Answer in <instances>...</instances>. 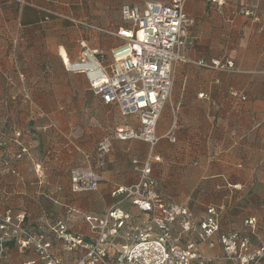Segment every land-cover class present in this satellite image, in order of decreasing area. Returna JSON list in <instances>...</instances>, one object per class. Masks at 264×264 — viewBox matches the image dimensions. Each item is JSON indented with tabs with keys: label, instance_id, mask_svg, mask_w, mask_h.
<instances>
[{
	"label": "crops",
	"instance_id": "obj_1",
	"mask_svg": "<svg viewBox=\"0 0 264 264\" xmlns=\"http://www.w3.org/2000/svg\"><path fill=\"white\" fill-rule=\"evenodd\" d=\"M144 1L0 0V113L10 116H0V135L8 140L0 149V211L23 212L34 230L62 218L72 232L87 236L83 215L111 206L115 184L136 180L131 159H144L149 146L113 138L121 122L117 108L93 95L85 74L66 71L61 56L63 50L74 61L79 50L72 44L82 38L105 52L117 43L64 16L111 27L120 23V5ZM52 9L62 13V22ZM183 12L189 61L175 66L173 88L159 115L157 189L196 217L214 206L219 230H242L255 247L264 243V0L222 5L186 0ZM68 27L75 29L64 42L60 35ZM229 60L234 64L229 69L207 66ZM106 135L112 147L99 167L96 146ZM20 146L27 152L13 157ZM77 148L103 176L94 191H70L67 171L82 159ZM8 159L16 173L1 164ZM72 208L76 212L68 214ZM250 218L254 228L244 223ZM6 251L9 264L36 258L34 251L19 253L14 245Z\"/></svg>",
	"mask_w": 264,
	"mask_h": 264
},
{
	"label": "built area",
	"instance_id": "obj_2",
	"mask_svg": "<svg viewBox=\"0 0 264 264\" xmlns=\"http://www.w3.org/2000/svg\"><path fill=\"white\" fill-rule=\"evenodd\" d=\"M209 1L222 5L225 0ZM185 2L125 4L119 8L120 23L111 27L64 16L78 28L117 41L105 52L82 38L77 43V58L71 61L61 56V60L66 71L85 74L87 88L102 103L117 108L121 122L114 127L113 138L144 141L148 153L142 161L131 159L136 180L113 186L111 206L83 215L87 236L72 232L62 218L34 230L26 226L23 212L0 211V264H9V245L16 246L19 253L29 249L36 253L35 259L20 264H264V243L252 247L249 236L220 231L218 212L211 206L196 217L187 206L168 201L152 175L153 164L159 162L153 150L162 137L156 131L159 115L173 88L175 66L189 61L183 26ZM207 66L229 69L234 64L229 60L225 66L216 62ZM174 139L170 134L168 140ZM6 140L0 135V149ZM96 147L100 167L112 147L111 137H102ZM77 149L82 159L67 171L70 191H94L103 176L93 170L90 155ZM27 150L20 146L13 157L21 158ZM1 164L12 174L17 172L10 159ZM39 169L35 165V172ZM131 206L136 213L129 210ZM74 210L69 209L68 214ZM244 223L254 228L255 219Z\"/></svg>",
	"mask_w": 264,
	"mask_h": 264
},
{
	"label": "rangeland",
	"instance_id": "obj_3",
	"mask_svg": "<svg viewBox=\"0 0 264 264\" xmlns=\"http://www.w3.org/2000/svg\"><path fill=\"white\" fill-rule=\"evenodd\" d=\"M52 10H54V9H52ZM51 13H54L55 15H56V18L57 19H59V21H61L62 22V18H61V15H62V13L60 12V11H56V10H54V11H52ZM51 15V16H55V15ZM75 28H73V27H68L67 29H65L64 30V32L60 35V37H61V39H66L64 42H67V39L68 38H70V36L73 34V31L72 30H74ZM14 42H15V40L12 42V47H13V52H14V50H15V47H14ZM72 46L73 47H75V51H78L80 48H79V45L77 44V43H74L73 42V44H72ZM3 120H6V118L5 119H3ZM1 125V124H0ZM148 151V150H147ZM153 152H154V150H153ZM152 173L153 174H155V176H158V173H157V168L154 166V164H153V167H152ZM258 245V244H257Z\"/></svg>",
	"mask_w": 264,
	"mask_h": 264
},
{
	"label": "trees",
	"instance_id": "obj_4",
	"mask_svg": "<svg viewBox=\"0 0 264 264\" xmlns=\"http://www.w3.org/2000/svg\"><path fill=\"white\" fill-rule=\"evenodd\" d=\"M147 1H151V0H147ZM151 2H153V1H151ZM154 2H157V1H154ZM143 3V2H142ZM125 4H128V3H125ZM125 4H122V5H120V7L121 6H123V5H125ZM119 7V8H120ZM14 47H15V50L17 49V47H16V45H17V39L15 40V42H14ZM114 45V44H113ZM244 99V98H243ZM4 115H6L8 118H10V116H9V114H2V113H0V116H4ZM119 122H120V119H119ZM118 124H120V123H118ZM117 124V125H118ZM236 135V134H235ZM137 160H139V161H142L143 159H137ZM104 164H105V157H104ZM132 163V162H131ZM103 164V165H104ZM103 165H101L100 167H103ZM152 175L155 177V175L152 173ZM156 178V177H155ZM206 207H208V206H206ZM206 207H205V210H206ZM211 207H213L215 210H216V208L214 207V206H211ZM205 210H204V212H205ZM217 212H218V217H219V223H220V216H219V210H217ZM204 214V213H203ZM234 231H236V232H238V233H240V234H243V235H247V236H250L249 234H247V233H244V231H242V230H231V231H229V232H234Z\"/></svg>",
	"mask_w": 264,
	"mask_h": 264
},
{
	"label": "bare ground",
	"instance_id": "obj_5",
	"mask_svg": "<svg viewBox=\"0 0 264 264\" xmlns=\"http://www.w3.org/2000/svg\"><path fill=\"white\" fill-rule=\"evenodd\" d=\"M62 56L64 59H66V55H65V52L62 50Z\"/></svg>",
	"mask_w": 264,
	"mask_h": 264
}]
</instances>
